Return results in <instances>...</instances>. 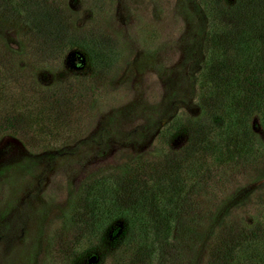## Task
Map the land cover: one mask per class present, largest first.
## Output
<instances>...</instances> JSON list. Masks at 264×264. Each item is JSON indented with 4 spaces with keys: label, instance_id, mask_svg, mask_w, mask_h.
I'll return each mask as SVG.
<instances>
[{
    "label": "rangeland",
    "instance_id": "rangeland-1",
    "mask_svg": "<svg viewBox=\"0 0 264 264\" xmlns=\"http://www.w3.org/2000/svg\"><path fill=\"white\" fill-rule=\"evenodd\" d=\"M212 2L41 0L57 39L88 43L95 52L90 62L79 49L58 54L51 44L41 46L26 22L32 7L16 12L0 0V264L70 263L71 243L84 247L88 238L99 243L97 258L87 255L79 264H212L217 234L226 235L232 221L258 219L264 135L254 114L255 152L215 165L196 181L188 193L193 202L177 206L170 237L153 246L150 261L138 251L125 254L121 219L102 233L86 204L108 179L122 183L121 208L140 201L138 174L148 176L161 151L189 144L192 125L172 129L169 138V123L202 119L195 93L199 83L215 82L219 68L211 41L240 47L257 34L247 28L253 19L261 33L264 0ZM226 22L227 34L219 28ZM257 51L264 56V45Z\"/></svg>",
    "mask_w": 264,
    "mask_h": 264
},
{
    "label": "trees",
    "instance_id": "trees-1",
    "mask_svg": "<svg viewBox=\"0 0 264 264\" xmlns=\"http://www.w3.org/2000/svg\"><path fill=\"white\" fill-rule=\"evenodd\" d=\"M206 1L220 3L221 0ZM9 4L16 12H21L19 10L24 6L32 7L26 14L28 19L26 22L35 39L36 36L42 39L41 46L49 49L51 44L54 48L50 49L55 52L57 50L58 54L64 48H75L77 51L79 49L86 53L92 62L95 52L88 43L81 42L74 36L57 39L53 33L55 26L51 23L49 10L45 5H41V0H9ZM210 8L214 9L211 6ZM234 8L238 9L237 4ZM253 9L252 6L251 11ZM212 19L213 16L210 15L209 34L214 36L215 25ZM227 25L228 22L219 26L223 31H227L226 34L232 31ZM256 26L258 23L254 19L251 20L250 27L247 28L257 34L254 38L248 37L242 41L240 47L235 43L225 46L221 41H211L218 48L213 55L218 58L219 68L218 76L213 77L215 82L212 84L206 81L203 86L199 83L198 92L195 93L196 97L199 96L202 119H198L199 121L195 119L188 124L169 123L166 131L169 138L172 136V129L189 131L188 127L192 125L190 132L186 134L187 138L190 136L189 144L176 149L168 147L161 151V154L158 153L159 159L150 163L148 176H145L147 179L143 174H138L136 187L140 188V201L137 200L135 203L131 201L128 209L121 208L118 193L119 186H123L115 179H108L104 184L100 183L91 190L86 203L91 220L96 228L104 233L113 220L121 219L123 226L121 234L125 238L123 248L127 251L125 254L138 251L150 261L154 256L153 246L170 237L174 220L172 215L177 206H184L185 200L188 204L193 202V197L189 199L188 193L196 181L203 176L206 177L210 168L215 165H227L229 161L242 154L255 152L254 140L258 139L259 142L260 140L251 130L253 127L250 125V119L253 114L256 115L254 117L259 133L264 135V56L257 51L259 46L264 45V26H259L261 33L255 29ZM224 42L227 43L228 40L224 39ZM3 67L8 71L5 65ZM3 78L0 75V86ZM214 96L217 97V101L213 103L211 97ZM217 209L216 205L214 212ZM225 229L226 235L217 234L218 239L214 240L215 243L212 242V251L210 250V255L214 256L210 260L213 261L212 264H264V211L253 223L232 221ZM102 236L103 234L99 236L98 241ZM209 243L208 248L211 247V241ZM98 244L90 243L89 238L84 247L78 243H71V252L76 257H72L70 263L61 260L60 264H79L87 255L97 258L93 250ZM92 252L94 254H91Z\"/></svg>",
    "mask_w": 264,
    "mask_h": 264
}]
</instances>
